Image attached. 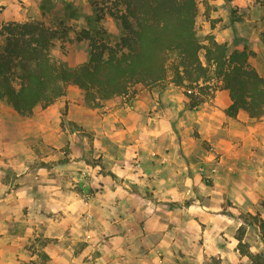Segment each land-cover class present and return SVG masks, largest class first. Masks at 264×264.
Instances as JSON below:
<instances>
[{
    "label": "crops",
    "instance_id": "obj_1",
    "mask_svg": "<svg viewBox=\"0 0 264 264\" xmlns=\"http://www.w3.org/2000/svg\"><path fill=\"white\" fill-rule=\"evenodd\" d=\"M182 90L137 84L98 107L68 90L35 111L45 152L11 195L30 212L19 233L0 224V264H39L26 246L41 236L46 264H239L240 237L261 253L264 114H226L219 87L190 107Z\"/></svg>",
    "mask_w": 264,
    "mask_h": 264
},
{
    "label": "trees",
    "instance_id": "obj_2",
    "mask_svg": "<svg viewBox=\"0 0 264 264\" xmlns=\"http://www.w3.org/2000/svg\"><path fill=\"white\" fill-rule=\"evenodd\" d=\"M95 2L97 19L109 14L124 34L112 44L83 30L78 39L89 41L90 58L76 67L52 57L59 29L39 20L2 25L1 101L20 115H30L37 106H48L65 95L70 85L84 91L88 106L98 107L106 100L132 95L137 84L172 82L191 90L186 95L193 107L202 98L192 88L216 78V88L228 90L231 99L226 114L234 117L240 110L255 118L264 114V74L251 65L247 49H232L212 35L208 43L202 42L196 30L197 0Z\"/></svg>",
    "mask_w": 264,
    "mask_h": 264
},
{
    "label": "rangeland",
    "instance_id": "obj_3",
    "mask_svg": "<svg viewBox=\"0 0 264 264\" xmlns=\"http://www.w3.org/2000/svg\"><path fill=\"white\" fill-rule=\"evenodd\" d=\"M197 2L196 30L202 42L206 44L209 36L212 35L216 39L218 35L220 40H216L228 43L232 49H247L251 52L249 58L251 65L264 74V39L262 37L264 0H197ZM95 4V0H0V30L3 24L10 21L37 20L57 28L61 31V36L52 47V57L68 67H76L87 63L90 58L89 41L78 39L83 30L87 29L97 39H104L112 44L124 34L120 24L109 14H105L101 20L97 19ZM1 39L0 35V42ZM201 56L204 60V50ZM217 83V79L213 78L201 84L202 86H195L192 90L204 99L212 95V90L216 89ZM181 88L185 94L189 92V89ZM68 90L71 96L84 100L82 89L70 85L66 93ZM46 108L47 106H37L34 112L39 113ZM34 112L30 115H20L10 105L0 100V224L4 225L3 221H14L9 227L15 233H19L28 224L24 219L29 217L30 210L25 204L18 206L16 197L11 195L15 194L21 186V175L33 168L30 167V162L41 160L40 155L45 152V148L41 150V145L44 143L43 133L47 134V130L34 129ZM46 139L54 140L52 136H47ZM57 140L58 138L55 141ZM63 148L69 149L68 145H64ZM37 150L38 156H34ZM22 160H25L27 168L20 165ZM39 162L36 161V165ZM205 179L207 182L208 178ZM3 215H9V217L2 218ZM241 232L242 230L237 233V236H240ZM49 240L41 236L40 243H38L39 250L33 243H28L26 246L30 252L38 253L39 264H46L48 260L44 246ZM57 240L55 238L52 241ZM84 245V242H76L73 245L75 252L82 250ZM241 249L247 256L243 257L239 264H264V248L260 251L261 253H258L260 255L257 258L252 257V254H257L256 252H250L246 247H241ZM214 261L216 260H211V264ZM34 262L35 260H28L21 261L19 264ZM183 263L188 264L184 261Z\"/></svg>",
    "mask_w": 264,
    "mask_h": 264
},
{
    "label": "built area",
    "instance_id": "obj_4",
    "mask_svg": "<svg viewBox=\"0 0 264 264\" xmlns=\"http://www.w3.org/2000/svg\"><path fill=\"white\" fill-rule=\"evenodd\" d=\"M189 92H191V90H189Z\"/></svg>",
    "mask_w": 264,
    "mask_h": 264
}]
</instances>
